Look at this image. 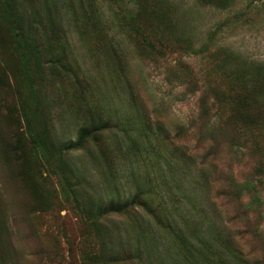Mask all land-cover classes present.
I'll list each match as a JSON object with an SVG mask.
<instances>
[{"label":"rangeland","instance_id":"rangeland-1","mask_svg":"<svg viewBox=\"0 0 264 264\" xmlns=\"http://www.w3.org/2000/svg\"><path fill=\"white\" fill-rule=\"evenodd\" d=\"M56 1L61 34L52 55L65 54L80 81L61 67L51 76L35 61L19 68L4 33L9 0H0V138L12 135L19 149L7 165L0 146V207L18 264H95L87 258L110 244L108 229L116 243L129 230L150 264H173L170 238L144 211L139 225L124 215L95 217L101 199L138 188L176 220L194 221L197 233L217 229L230 250L261 255L264 180L248 148L228 138L234 127L226 129L224 100L230 90L245 94L237 109L264 116V0ZM25 113L32 128L47 127L56 146L49 161L37 158ZM85 128L94 131L85 146L67 149ZM227 178L255 185L256 194L228 197ZM257 193L260 213L247 205Z\"/></svg>","mask_w":264,"mask_h":264},{"label":"trees","instance_id":"trees-1","mask_svg":"<svg viewBox=\"0 0 264 264\" xmlns=\"http://www.w3.org/2000/svg\"><path fill=\"white\" fill-rule=\"evenodd\" d=\"M52 2L54 3L50 4L49 0H9L7 4L9 15L6 22L8 27L4 28V33L10 38V47L13 49L14 57L17 58L19 68L26 71L28 65L35 61L38 68L43 67L45 64L49 65L46 70L49 71L51 76L57 75L56 67H61L62 70L65 69L67 73L78 79L72 71L71 64L65 60V54L58 55L59 57L52 55V48L54 44L59 43L57 38L61 34V19L57 11V7H60L59 1L52 0ZM55 12H57L58 18L55 17ZM2 47L3 41L0 40V48ZM24 74L26 77L28 76L27 72ZM78 81L80 80L78 79ZM243 95L244 97L238 95V93L235 94L232 90H230L229 98L226 95L224 101L228 115L224 123L227 130L229 126L234 127L233 135L230 137L228 135L230 141L233 143L241 141V145L247 147L250 155L256 158L255 171L259 178L258 183L261 184L264 180V116H259L251 111L246 112V114L240 112L237 108L242 105V100L247 101L245 94ZM25 115L29 125V137L37 158L39 156L40 160L49 161L56 146L48 134L47 125L40 118V123L46 128L39 130L36 127L32 128L33 125L30 124L29 115L27 113ZM98 126L95 123V144L100 148L99 154L103 157L107 168L113 175L114 172H112L111 166L113 162L109 152L103 150V148L101 149L98 141L99 136L97 133L101 130V126ZM93 132L90 128L82 129L77 142L70 143L67 149L83 148ZM0 146L4 147L6 164L10 165L11 161L15 162L19 149L17 143H13V136L11 135L8 139L0 138ZM117 150L121 152V156L124 155L123 157L126 158V154L130 153L127 148L119 147ZM210 150L212 151L213 148H210ZM14 177L20 178L22 176L14 175ZM226 182L229 190L227 196L234 200H241V196L245 194V191L253 193L252 190L255 186L253 184L245 186L236 183L233 179L229 181L228 178ZM115 191L118 193L117 190ZM151 196L152 193H146L138 188L136 193H131L126 198L116 197L107 202H103L101 199L98 206L95 205V217L97 220H105L113 215H124L128 217L130 224L139 225L138 221H140V218L142 219L139 215L140 210L144 211L170 238L169 253L173 258V264H179L182 261H187L188 264H264V251L257 257H251L240 247L236 250H230L233 246L232 241L223 237L219 230L207 231L209 234L205 237L203 233L195 231L194 221L176 220L168 207L155 206V201ZM165 203L167 201L164 199ZM247 205L253 212L260 213L261 204L258 193ZM238 213L242 215L245 224H248L247 208L241 205L238 208ZM0 216V264H18L15 256L12 255V252L15 253L14 247L8 243L9 237L6 230L8 224L6 214H4L1 207ZM131 227L136 228L139 226ZM145 227L146 229L149 228L148 225ZM95 228L98 233H107V228L105 230L104 226L95 225ZM108 231L110 244L102 242L98 253L95 252L92 256H88L87 261L95 264H147L143 259V256L146 255L148 263H151L150 259L152 257L151 254L148 255L149 250H144L139 244H136L135 247L130 244L129 240L132 235L129 230H127L129 240L127 239L122 243H120L121 241L119 243L112 241L110 229ZM204 252L208 254L207 258H202Z\"/></svg>","mask_w":264,"mask_h":264}]
</instances>
